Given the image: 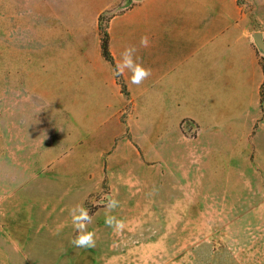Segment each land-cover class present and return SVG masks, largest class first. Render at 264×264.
Segmentation results:
<instances>
[{"label":"rangeland","instance_id":"obj_1","mask_svg":"<svg viewBox=\"0 0 264 264\" xmlns=\"http://www.w3.org/2000/svg\"><path fill=\"white\" fill-rule=\"evenodd\" d=\"M235 1L239 13L247 16V27L263 41L259 47L254 38L264 67V0ZM132 3L124 0L99 17L100 39L109 18ZM32 4L36 11V0ZM28 15L31 20L26 23L33 34L32 27L36 29L38 23ZM9 25L20 30L16 22ZM7 28L0 21V34L6 35ZM52 40L0 38V46L29 50L26 114L30 141L39 146L30 150L29 187L17 193L18 199L9 200L0 191V264H264V124L255 125L246 151L241 153L234 144L231 154L238 156L213 159L200 149L197 126L184 120L180 133L188 143L189 156L184 154V159L168 166L147 161L139 179L133 160L126 162V169L118 163V158L131 157L121 152L111 160L101 129L93 132L86 119L72 115L80 103L47 100L48 87L40 88L38 69L32 67L56 60L54 53L43 49ZM20 53L14 55L13 73H19L24 86L27 72L18 68ZM1 70L0 174L4 175L15 153L6 145L7 107L11 106L6 93L17 87H12L11 71L7 80ZM42 71L50 75L43 85L53 83L55 71ZM129 109L128 103L119 116L124 126ZM122 135L133 143L128 126ZM245 152L248 159H240ZM16 202L25 219L29 217L28 225L7 220Z\"/></svg>","mask_w":264,"mask_h":264},{"label":"crops","instance_id":"obj_2","mask_svg":"<svg viewBox=\"0 0 264 264\" xmlns=\"http://www.w3.org/2000/svg\"><path fill=\"white\" fill-rule=\"evenodd\" d=\"M123 1L36 0L35 11L32 0H0V21L9 28L0 38L53 39L43 49L54 53L56 60L32 67L38 69L40 88L48 87L47 100L80 103L71 110L72 115L86 119V127L93 132L101 129L103 147L112 151L111 160L121 152L131 157L118 158V163L126 169V162L133 160L139 179L146 172L147 161L168 166L184 159V154L189 156L188 143L180 133L184 120L197 126L198 143L205 155L232 159L238 156L231 154L234 144L241 153L246 151L255 125L264 124V67L257 56L255 33L245 24L247 16L239 13L236 1L132 0L129 7L111 16L106 28L108 50L125 92L102 55L98 30L99 17ZM29 13L38 23L36 29L32 27L33 34L26 23L31 20ZM15 22L20 30L10 28ZM18 52L22 55L18 68L27 72L24 86L19 73H13ZM28 54L23 46H0V69L6 71L7 80L11 71L12 87H17L15 93H6V101L11 102L6 145L15 153L10 155L6 174H0V191L9 200L18 199L17 193L29 187L30 150L39 147L30 141L26 114ZM45 69L55 71L53 83L48 85H43L44 77L50 76L42 71ZM128 103L124 126L119 116ZM127 126L132 144L122 138ZM246 155L241 154L240 159L247 160ZM18 207L14 206L7 220L12 225H28L29 217L25 219V211Z\"/></svg>","mask_w":264,"mask_h":264},{"label":"trees","instance_id":"obj_3","mask_svg":"<svg viewBox=\"0 0 264 264\" xmlns=\"http://www.w3.org/2000/svg\"><path fill=\"white\" fill-rule=\"evenodd\" d=\"M101 51H102V55L104 57V59L106 61H108L111 66L113 67V69L115 70V77L118 81V83L120 84L121 86V90L123 92H125V86H124V83L120 77V75L118 74L117 70H116V67L114 65V62H113V58L112 56L110 55L109 53V50H108V34H107V31H105L103 34H102V37H101Z\"/></svg>","mask_w":264,"mask_h":264},{"label":"water","instance_id":"obj_4","mask_svg":"<svg viewBox=\"0 0 264 264\" xmlns=\"http://www.w3.org/2000/svg\"><path fill=\"white\" fill-rule=\"evenodd\" d=\"M254 38H255V41L258 44V46L262 47L263 46V42L261 41L260 35L259 34H255Z\"/></svg>","mask_w":264,"mask_h":264},{"label":"built area","instance_id":"obj_5","mask_svg":"<svg viewBox=\"0 0 264 264\" xmlns=\"http://www.w3.org/2000/svg\"><path fill=\"white\" fill-rule=\"evenodd\" d=\"M188 121H185L184 124H186Z\"/></svg>","mask_w":264,"mask_h":264}]
</instances>
